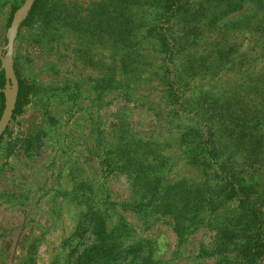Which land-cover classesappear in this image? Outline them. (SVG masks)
Returning a JSON list of instances; mask_svg holds the SVG:
<instances>
[{"label": "rangeland", "instance_id": "rangeland-1", "mask_svg": "<svg viewBox=\"0 0 264 264\" xmlns=\"http://www.w3.org/2000/svg\"><path fill=\"white\" fill-rule=\"evenodd\" d=\"M25 2L0 264H264V0Z\"/></svg>", "mask_w": 264, "mask_h": 264}, {"label": "water", "instance_id": "water-1", "mask_svg": "<svg viewBox=\"0 0 264 264\" xmlns=\"http://www.w3.org/2000/svg\"><path fill=\"white\" fill-rule=\"evenodd\" d=\"M37 0H26L22 7V13L17 16L12 24L9 34V46L10 50H13L14 36L18 31L22 21L30 14ZM3 67L6 73L7 79V94H6V107L4 113L0 119V138L5 134L17 107L20 84L17 81L14 65L11 60V56H8L3 60Z\"/></svg>", "mask_w": 264, "mask_h": 264}, {"label": "trees", "instance_id": "trees-1", "mask_svg": "<svg viewBox=\"0 0 264 264\" xmlns=\"http://www.w3.org/2000/svg\"><path fill=\"white\" fill-rule=\"evenodd\" d=\"M43 0H37L34 7H33V10L31 12V15L32 13L36 12L37 10L40 9V4L42 3ZM0 75H3L5 76V71H2V73ZM22 87L20 86V92H19V97H18V103H17V107H16V110H15V114L18 113L19 109L22 107ZM231 233L235 234L236 232L235 231H232L231 230ZM242 248H238L239 250V253L241 255H244L245 257H248L252 262L255 261V259L257 258L258 254H260V249L262 247L261 244L259 245H256L254 247H249L247 246V244H242L241 246Z\"/></svg>", "mask_w": 264, "mask_h": 264}]
</instances>
